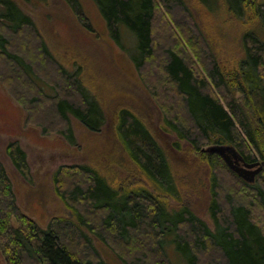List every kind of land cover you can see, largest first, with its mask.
<instances>
[{"label": "trees", "instance_id": "1", "mask_svg": "<svg viewBox=\"0 0 264 264\" xmlns=\"http://www.w3.org/2000/svg\"><path fill=\"white\" fill-rule=\"evenodd\" d=\"M65 1L76 8L77 0ZM93 1L113 40L120 41L119 26H125L135 36L136 50L131 60L137 72L142 74L147 64L153 65L150 68H155L173 87L184 116L186 114L192 126L185 124L179 112L169 114L176 111L172 104L164 111V123L178 139L188 141L194 152L209 161L208 213L214 227L210 229L187 207L173 209L164 200L179 199L180 195L166 153L135 114L120 110L116 116L120 144L151 190L141 185L111 183L90 166L61 167L54 174L55 191L68 208L70 218H52L47 227L41 228L17 204L13 179L0 162V254L4 263L107 264L101 259L93 237L125 257L132 254L131 248L135 247L137 255H129L132 258L127 264H147L150 257L153 264H202L200 256L207 258L208 264H264V175L260 172L253 183H247L230 171L217 155L202 152L211 145H230L246 163L264 161V43L245 33V56L231 78V74L226 75L208 55L207 49L199 53L198 45L204 44L203 37L199 32L194 34L197 27L182 0ZM224 1L234 12L237 9V15L255 12L264 25V11L259 8L264 6V0ZM19 6L13 0H0V59L7 62L0 78L27 110V123L41 124L44 133L57 131L69 143H74L71 116L87 130L98 131L103 123V112L79 79L59 69L44 48L38 49L41 59L59 75L53 84L43 80L56 92L55 96L45 95L43 87L35 84L34 77L38 76L35 66L44 68L37 64V56L25 48L21 49L28 53V59L9 50L7 36H24L27 31L36 35L32 17ZM159 9L175 23L183 12L193 27L188 26L185 31L179 27L181 39L170 32L173 45L159 38L163 44L158 51L162 62L158 63L153 60L154 31L157 23L159 26L164 21L168 26ZM202 55H206L205 60ZM144 75L148 79L152 76L150 71ZM59 90L66 92L65 97ZM235 93L241 98H235ZM45 112L64 123V129L52 130V122L47 120ZM8 144L5 153L13 167L26 175L29 167L25 152L17 142ZM222 168L238 180L250 197L240 200L226 191L223 200L220 199L222 182L218 173ZM66 178H74L77 183L70 185ZM170 247L181 254L175 263L169 256L167 248Z\"/></svg>", "mask_w": 264, "mask_h": 264}, {"label": "rangeland", "instance_id": "2", "mask_svg": "<svg viewBox=\"0 0 264 264\" xmlns=\"http://www.w3.org/2000/svg\"><path fill=\"white\" fill-rule=\"evenodd\" d=\"M13 1L32 17L36 35L29 31L24 36L13 38L7 36L6 32L3 35L10 39L9 50L12 53L26 56L25 58L28 59V53H23L21 49L25 48L31 52V55L37 56L35 58L37 64L44 68L35 66L34 70L38 75L37 79L34 77L35 84L43 87L45 95L55 96V90L43 80L53 84L59 75L49 66L50 64L41 59V52L38 49L44 48L59 69L79 79L80 84L97 100L103 112L102 126L96 132L87 130L71 116L69 122L74 143H69L57 131L44 133L41 124L27 123V110L10 94L0 78V162L13 179V190L21 210L41 228L47 227V222L52 218H70L68 208L55 191L54 181L55 172L65 166H90L107 177L111 183L141 185L151 190L150 184L142 176L137 165L124 152L116 132V116L120 110H127L140 119L166 153L180 195L179 199L164 198V200L173 209L187 207L205 221L210 229H213L208 213L211 200L209 161L201 158L199 153L191 149L188 141L178 139L165 126L164 111L170 107V104L176 108V111L169 112L170 115H177L179 112L185 124L190 128L192 125L186 114L184 116L173 87L157 74L155 68H150L153 65L147 64L142 74L137 72L131 60L136 50L133 33L125 26H119L120 41L117 43L113 40L93 0H77L76 8L65 0ZM182 1L190 13L191 21L198 29L195 31L193 28L194 34L199 32L203 37L204 44L199 42L201 45L196 46L199 53L202 54L207 49L208 55L216 60L226 75L231 74L233 78L239 62L245 56L243 45L245 33H250V36L264 43V25L261 17H256L255 12H249L245 16L238 14V16L237 9L234 12L224 0ZM259 8L260 11H264L263 5ZM159 11L163 19L168 22V26L164 25V21L159 26L157 23L154 31L153 60L158 63L162 62L158 56L159 46L163 44L160 39H166L173 45L174 39L171 34L178 38L181 36L179 27L184 28L183 31L187 30L188 26L193 27L183 12L175 23L163 10L159 9ZM172 45L168 46L174 48ZM186 51L195 60L189 49ZM202 57L206 59V55ZM6 63L0 59V72L3 67L6 69ZM148 71L152 74L150 79L144 75ZM153 76L156 77L154 81ZM63 88L65 91L66 87ZM29 92L27 95L30 96ZM59 94L65 97L66 92L59 90ZM236 97L241 98L238 93H235ZM74 100L78 101L76 98ZM45 115H48L47 120L52 122L50 126L52 130L64 129V123L56 116L48 112H45ZM9 142H17L25 152L29 167L26 175L20 174L13 167L5 153ZM257 162L262 165L261 174L264 175V161L258 159ZM218 175L222 182L221 200L226 191L240 200L250 197L249 192L247 190L245 192L238 180L226 169H220ZM75 180L66 178V182L70 181V185L77 183ZM64 187H67V184H64ZM221 203L224 205L223 201ZM13 225L16 226L14 220ZM91 238L101 259L107 264H127L132 258L130 256L137 255L135 247H132L130 252L133 251V255L128 254L125 257L121 254L123 260L121 255L108 245ZM142 242L145 243L146 240ZM137 247L139 248V245ZM167 249L174 263L180 259L181 254L178 251H174L171 247ZM209 254L216 257L211 252ZM150 258L147 264L154 263ZM200 261L202 264L209 263L207 258L203 259L201 256ZM0 264H5L1 254Z\"/></svg>", "mask_w": 264, "mask_h": 264}, {"label": "water", "instance_id": "3", "mask_svg": "<svg viewBox=\"0 0 264 264\" xmlns=\"http://www.w3.org/2000/svg\"><path fill=\"white\" fill-rule=\"evenodd\" d=\"M202 152L217 155L230 171L247 183H253L256 175L262 170V165L259 162L246 163L243 157L230 145L215 144L202 149Z\"/></svg>", "mask_w": 264, "mask_h": 264}]
</instances>
